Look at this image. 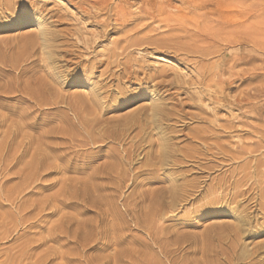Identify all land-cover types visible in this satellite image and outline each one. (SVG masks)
I'll return each mask as SVG.
<instances>
[{"label": "rangeland", "instance_id": "1", "mask_svg": "<svg viewBox=\"0 0 264 264\" xmlns=\"http://www.w3.org/2000/svg\"><path fill=\"white\" fill-rule=\"evenodd\" d=\"M127 1L130 2V5H127L128 7L124 4H128ZM146 1L123 0L122 2L120 0H111V4L112 6L115 3L124 4L131 12L136 9L138 12L146 5ZM195 1V3L199 2V0ZM202 2L205 4L204 19L192 15L190 16V22L184 24V28L188 30L190 39H202L203 37L204 44L207 43L204 46L209 45L212 50L218 49L220 52L217 55V62H220V67L210 68L211 70L204 67L205 78L200 76V64L196 65V68L193 67L194 69L192 70L194 65L188 66L184 64L180 60L182 57H174L171 52L157 53L143 47H133L130 50L131 55L129 53L127 59L124 58L123 60V57L120 58L122 62L128 61L132 71L143 70L148 73L149 71L164 69L168 75L170 74L168 79L172 83L170 85L165 84V88L162 87L158 90H160L161 102L168 103V106L173 111V115L166 121V126L169 125L167 126V131L169 130L168 137L174 151V155L170 160H178L179 164L171 168L167 164L159 165L162 149L159 146L157 130L149 128L148 118H146L149 113L146 107L150 104V100L146 96L138 99H129L132 93H137L142 89V91L146 92L147 85L144 86L142 84L139 86L133 80L124 78L121 66L117 68L115 62L107 66L103 57H100L102 61L98 59L100 53H106L109 48H113L112 41L123 37L124 29H130L127 31L130 34L133 33L134 37L155 35L156 38H167L173 35L170 27H166L164 22L157 19L145 17L142 19V16L135 18L136 12L134 11V13L132 12L133 16L126 25H129L128 28L125 26L126 28L119 31L111 30L103 39L96 37L100 35L103 27L101 26L100 28L99 25L93 22V19H87L86 15L80 13L69 0H0V108L2 107L3 109H0V117L7 118L5 120V122L8 121L6 122L7 124L11 122L12 125H15L14 121L19 124L26 123L23 130L15 131V127L13 128V138L19 137L18 140L17 138H11L12 143L10 140L11 145L14 144L15 149H5L2 152L3 158L2 156L0 158V187L3 189L0 188V196L3 195L0 197V202L2 203L0 204V264H264V251L257 250V245L264 242V212L258 208V205L264 204V0H202ZM172 5L174 7L179 6L178 8L183 7L180 0H172ZM218 5H220L224 16H218L217 11L211 10L215 6L218 7ZM35 6L42 7L47 13L46 16L48 18L44 27L48 29L51 26L48 29L52 33L51 54L46 52L41 26L36 23L37 16L32 10V7L36 8ZM8 11L11 13L9 14ZM103 18L105 17L100 16L96 20L100 22ZM113 18L114 16L108 20L110 25L108 24L107 29H112L115 26ZM54 19L56 20L55 22H53ZM133 21L136 27H134ZM147 24L149 26H146ZM31 26H34L36 30L29 32L28 30H30ZM145 26L146 29L144 28ZM177 26L181 27V25H173L171 28ZM151 28L155 30L154 33ZM121 31H123L122 34ZM94 34L95 36H93ZM84 41H86V44L88 42L91 43V45L88 43L84 46ZM71 45L75 46L72 47ZM84 47H87V54H85ZM239 48H241L242 52ZM80 49L82 50L79 51ZM157 56L165 61L160 60ZM229 57L232 58L230 59ZM85 59L97 64L94 65L96 67L93 69L94 71L92 70L91 77L92 79L94 78L100 89V91L99 89L97 90L101 92L100 100L104 97L97 106L88 102V98L93 93L92 90L86 84L79 82L82 79L80 77L84 74L81 66L90 65L89 62L85 64ZM8 61L11 62L9 63ZM137 61L140 63H137ZM111 66L113 69H111ZM137 66L138 68H136ZM139 66L142 68H139ZM9 69L11 72L8 71ZM118 77L123 79L120 78L119 81ZM185 83L186 86L184 85ZM203 83L204 86L202 85ZM178 84L181 88H179ZM40 86L41 88H38ZM202 87H205V91ZM21 89L23 90L21 91ZM116 95L117 98L115 97ZM112 96L114 99H111ZM6 98L10 100L8 101ZM70 100L71 103L73 101V105H71ZM219 104L222 105L220 106ZM31 106L33 107L30 108ZM202 108L204 109L202 110ZM4 109H7L9 113ZM18 111L20 112L19 115L17 114ZM206 112L207 114H205ZM25 113L27 114L25 115ZM5 115L8 117H5ZM133 116H135L137 121ZM212 116L216 118L213 119ZM203 118L204 120H201ZM41 119L46 121L43 122ZM208 122L212 123L209 125ZM2 129L0 126V134ZM122 130H124V133ZM28 131H30V136ZM21 134L26 135L23 136ZM193 134L196 136L195 138ZM110 135L112 139H110ZM104 136L107 140L103 138ZM1 139L0 136V142ZM13 140L18 143L16 141L13 143ZM33 140L36 142L34 143ZM104 141L105 143H101ZM122 144H124V147ZM9 146L6 148H9ZM25 147L28 148V152L30 150L29 154L25 152L26 150L24 151ZM20 148L23 149V152H21L22 150L20 151ZM54 149H57V151H54ZM15 150L20 155L16 158L17 161L19 160L17 163H21L19 165L15 164L16 160L11 158ZM17 150L22 154H19ZM36 150L37 152H35ZM7 153L10 157L6 155ZM24 153L26 154L24 155ZM132 154L135 156L132 157ZM47 155L50 156L47 157ZM59 155L60 159L58 158ZM31 156H36V158L40 156V158H35V160L39 161L36 166L31 164L29 167L28 160H30ZM110 157L111 159H109ZM21 159L22 161L24 160L25 165ZM56 161L58 162L56 163ZM68 161L71 162L69 163L70 165ZM66 163L67 165H65ZM119 164L122 167L119 168ZM9 166H13L14 169ZM34 167L36 168L33 169ZM7 169H9V173ZM58 169L59 171H57ZM251 170L253 171L251 172ZM44 171L46 172L44 173ZM102 172L105 174L103 175ZM32 174L33 181L25 184L29 181L26 178ZM42 176H45L44 179H42ZM173 180L176 183L182 181L188 187L186 188L187 191L185 193L181 192L182 195H179L178 199L172 203L169 198V191L174 185ZM222 180L223 182H221ZM227 181L230 183L228 184ZM245 182L246 184H244ZM1 183L4 184L1 185ZM33 186L34 188H32ZM38 191L43 193V195L37 193ZM234 191L244 192L245 195L244 193L238 195L239 198L236 197L234 202L230 203L229 198L232 197ZM26 194H29L27 195L28 197ZM104 194H107L106 197ZM48 195H52L55 200L52 197H48ZM217 197L220 202L214 204V199ZM22 198L28 201L26 200V202ZM49 198L52 202L48 200ZM21 199L25 202L23 203ZM109 201L113 206H111L112 204ZM13 202L17 205L15 206ZM204 202L207 205L203 204ZM35 203L39 205H37V209L35 208L36 205L34 207ZM159 203L162 207H160ZM232 205L236 206L232 207ZM154 206L156 207L155 209ZM230 209H233L239 215L242 214L241 216L244 215L243 217L246 218V222L242 226V233L237 239H234V233L231 229L236 224V220L233 218L234 215ZM149 210L153 212L150 214ZM21 211L23 212L21 213ZM58 211L60 212L59 214ZM10 212L12 213L11 215ZM155 212L157 215H155ZM100 213H103V215L101 216ZM38 217L40 218L39 222L37 221ZM18 219L19 221H16ZM43 223H45V226ZM97 225L99 226L97 227ZM37 226L41 230L44 226L47 231L45 229L42 231L37 229L36 233L35 229ZM113 227L116 228L114 229ZM23 231L26 234H23ZM31 231L34 233L33 235ZM42 232L44 233L42 234ZM47 234L48 236H46ZM52 235H55V237L53 236V241ZM62 236L63 238H61ZM114 240H120V242L118 241L117 244ZM44 241L47 242L44 243ZM38 244L41 245L40 248ZM35 247H37V250ZM47 247L51 248L48 249ZM258 253L261 256H258Z\"/></svg>", "mask_w": 264, "mask_h": 264}, {"label": "bare ground", "instance_id": "2", "mask_svg": "<svg viewBox=\"0 0 264 264\" xmlns=\"http://www.w3.org/2000/svg\"><path fill=\"white\" fill-rule=\"evenodd\" d=\"M5 1V0H4ZM10 1V0H9ZM12 1V0H11ZM70 2H72L73 3V5H74V7L77 9V10H79V12L80 13H83V14H85L86 15V18L87 19H89V18H91V20L93 19L94 21L93 22H95L97 25H99L100 26V28H101V26L103 27L102 29H101V32H100V35H97L96 37L97 38H103L104 39V37H106L107 36V33L109 32V31H111V30H122V29H124V28H128L129 27V25L128 26H126L127 25V23H128V20L133 16L132 15V12L134 13V11L136 12V17L135 18H140V16H142V19L145 17V18H148V19H157V20H160V21H162V22H164L165 23V25H166V27H170V31H172V33H173V35L171 36V37H167V38H156L155 37V35H145V36H143V37H134L133 36V33L132 34H130V33H128V31L130 30V29H124L125 30V32H124V34H123V37L121 38L120 37V39H116V40H114V41H112V44H113V48H109V50L106 52V53H100V56L98 57V59H101L102 57L104 58L103 60H105V62H106V64H107V66L110 64V63H114L115 62V64L117 65L116 67L118 68H120V66H121V68H122V71H123V75L122 76H124V78H126L127 80H133L134 81V83L136 84V85H139V86H141L142 84L144 85V86H146L147 85V89H146V92L145 91H138L137 93H132V95L131 96H129V99H138V98H141V97H144V96H146V98L147 99H149L150 100V104L148 105V107H146V109L149 111V113H148V115L146 116V118H148V122H149V128L152 130V129H156L157 130V136H158V140H159V146H160V148L162 149V154L160 155V157H159V165H164V164H167V165H169L171 168L172 167H174V166H177L178 164H179V161L178 160H173V159H171L170 160V158L171 157H173V155H174V151H173V149H172V147H171V143H170V140H169V137H168V131H167V129H168V127L167 126H169V125H167L166 126V121L167 120H169L170 119V116L171 115H173V111L171 110V108L168 106L169 104L168 103H165V102H161L162 101V98L160 97V95H159V91L160 90H158L159 88H162V87H164L165 86V84H168V85H170L172 82L168 79V77H169V75L166 73V70H162V69H159V70H157V71H153V72H145V71H141V70H134V71H132V69H131V65L129 66L128 65V61H125V62H122L121 60H120V58L121 57H123V60H124V58H126L127 59V57L129 56V53L131 52L130 50H131V48H133V47H143L144 49H149V50H153V51H155V52H159V53H164V52H171V54L173 55L174 54V57H178V58H180V57H182L180 60L181 61H183V63L184 64H186V65H188V66H192V65H194V66H192V70L194 69V68H196V65H198V64H200L201 65V69H200V72H201V75L200 76H202V77H204L205 78V74H204V67H207L206 69H210V68H217L218 66L220 67V62H217V58H218V56L217 55H219V50L217 49V50H212L211 49V46H204V45H206V44H204V39H203V37H202V39H190V36L188 35V30L186 29V28H184V24L186 23V22H190V16H192V15H194V16H199L198 18H203L204 19V2H202V0H199V2H197V3H195L196 1L195 0H180V2L182 3V5H183V7L181 6L180 8H178V7H174L173 5H172V0H160V1H156V0H147L146 2L147 3H145L146 5L141 9V11H136V10H134V11H130V10H128L126 7H125V5L127 6V5H130V2H128L127 1V3L128 4H126V3H124V4H116L115 3V5L114 6H112V4H111V0H69ZM120 1H122L123 2V0H120ZM125 1V0H124ZM141 1H143V0H141ZM145 1V0H144ZM179 1V0H178ZM198 1V0H197ZM33 2V1H32ZM31 2V3H32ZM37 2V1H36ZM118 2V1H117ZM121 2V3H122ZM134 2V1H133ZM135 2H137V0H135ZM3 3V2H2ZM6 3V2H5ZM30 3V2H29ZM132 3V2H131ZM141 3H143V2H141ZM222 3V2H221ZM232 3V2H231ZM11 4H12V2H11ZM10 4V5H11ZM25 4V3H24ZM38 4V3H37ZM43 4V3H42ZM134 4V3H133ZM132 4V5H133ZM237 4V3H236ZM3 5V4H2ZM5 5V4H4ZM7 5V4H6ZM13 5V4H12ZM15 5V4H14ZM39 5V4H38ZM37 5V6H38ZM44 5V4H43ZM135 5V4H134ZM133 5V6H134ZM142 5V4H141ZM209 5H211V4H209ZM214 5V4H213ZM238 5V4H237ZM240 5V4H239ZM31 6V5H30ZM207 6H208V4H207ZM5 7V6H4ZM7 7H8V5H7ZM36 7V6H35ZM128 7V6H127ZM230 7V6H229ZM10 8H12V7H10ZM31 8V7H30ZM136 8V7H135ZM210 8H212V7H210ZM231 8V7H230ZM14 9V8H13ZM23 9V8H22ZM134 9V8H133ZM9 10V9H8ZM32 10L34 11L33 13L34 14H36V16H37V22L36 23H38L40 26H41V29H42V33L41 34H43V37L42 38H44V47H45V49H46V52L49 54L50 53V50H51V48H52V33L48 30V29H50V27L47 29L46 27H44L45 26V21H46V19L48 18L46 15H47V13H45V10H43V8L41 7H36V8H34V7H32ZM132 10V9H131ZM212 11H217L218 12V16L219 15H222V16H224L223 14H222V12H221V8H220V5H218V7L217 6H215V7H213V9H211ZM11 11H12V9H11ZM22 11V10H21ZM4 12V11H3ZM9 12V11H8ZM50 12V11H49ZM238 12V11H237ZM11 12H9V14H10ZM4 14V13H3ZM6 14V13H5ZM214 14V13H213ZM229 14H231V12H229ZM234 14V13H233ZM12 15V14H11ZM35 16V17H36ZM49 16V15H48ZM100 16H103V17H105V18H103V20L101 21L100 20V22L99 21H97L98 19V17H100ZM114 16V18H113V20H114V25L113 24H111V25H113L114 27L112 28V29H107V27H108V20L109 19H111L112 17ZM235 16V15H234ZM4 17V16H3ZM6 17V16H5ZM31 17H33V16H31ZM51 17H52V15H51ZM111 17V18H110ZM227 17H229L228 15H227ZM53 18V17H52ZM82 18V17H81ZM221 18H224V17H221ZM248 18H249V16H248ZM8 19H9V17H8ZM97 19V20H96ZM101 19H102V17H101ZM220 19V18H219ZM230 19V18H229ZM25 20V19H24ZM31 20V19H30ZM133 20V19H132ZM136 20V19H135ZM141 20V19H140ZM213 20V19H212ZM56 20L54 19L53 20V22H55ZM58 21V20H57ZM138 21H139V19H138ZM144 21V20H143ZM148 21V20H147ZM154 21H156V20H154ZM153 21V22H154ZM242 21V20H241ZM50 22V21H49ZM62 22V21H61ZM132 22V21H131ZM35 23V24H36ZM222 23V22H221ZM95 24V25H96ZM133 24H134V27H136V25H135V23H134V21H133ZM110 25V24H109ZM159 25V24H158ZM173 25H181V27L180 26H177V27H174V28H171V26H173ZM187 25H189V24H187ZM226 25V24H225ZM224 25V26H225ZM232 25V24H231ZM126 26V27H125ZM142 26H143V22H142ZM146 26H149L148 24L146 25ZM146 26L144 27L145 29H146ZM158 27V26H157ZM189 27V26H188ZM133 28V27H132ZM140 28V27H139ZM191 28V27H190ZM163 30H165L164 28H162ZM195 29V28H194ZM36 29L34 28V26H31V28H30V30H28L29 32H32V31H35ZM123 30V31H124ZM128 30V31H127ZM132 30V29H131ZM143 30V29H142ZM151 30H152V28H151ZM150 30V31H151ZM173 30H175V32H173ZM215 30V29H214ZM230 30V29H229ZM123 31H121V34L123 33ZM138 31H140V30H138ZM137 31V32H138ZM153 31V33H154V31L155 30H152ZM53 32V31H52ZM117 32V31H116ZM137 32H136V34H137ZM141 32V31H140ZM158 32V31H157ZM229 32V31H228ZM135 33V32H134ZM145 33V32H144ZM151 33V32H150ZM166 33V32H165ZM199 33V32H198ZM235 33H236V31H235ZM72 34V33H71ZM138 34H139V32H138ZM216 34V33H215ZM223 34V33H222ZM231 34V33H230ZM160 35H162V34H160ZM251 35V34H250ZM253 35V34H252ZM72 36H74V35H72ZM93 36H95V34L93 35ZM122 36V35H121ZM154 36V37H153ZM204 36V35H203ZM255 36V35H254ZM160 37V36H159ZM225 37V36H224ZM229 37V36H228ZM21 39V38H20ZM84 39V38H83ZM93 39V38H92ZM95 40V39H94ZM100 40V39H99ZM113 40V39H112ZM16 41V40H15ZM31 41H32V39H31ZM83 41V40H82ZM87 41V40H86ZM86 41H84V46H86L87 44L85 43ZM90 41H92V40H90ZM242 41V40H241ZM240 41V42H241ZM245 41V40H244ZM18 42V41H17ZM22 42H23V39H22ZM78 43H80L79 41H77ZM94 42V41H93ZM92 42V43H93ZM236 42V41H235ZM243 42V41H242ZM25 43V42H24ZM53 43H54V41H53ZM111 43V42H110ZM245 43V42H244ZM2 44V43H1ZM20 44H21V42H20ZM76 44V43H75ZM80 44H82V43H80ZM90 45H91V43H89ZM215 44V43H214ZM6 45V44H5ZM5 45H4V47H5ZM66 45V44H65ZM222 45V44H221ZM225 45V44H224ZM3 46V45H2ZM9 46V45H8ZM13 46V45H12ZM16 46V45H15ZM54 46V45H53ZM72 46V45H71ZM75 46V45H74ZM74 46H72V47H74ZM223 46V45H222ZM236 46V45H235ZM31 47V46H30ZM39 47V46H38ZM57 47H59V46H57ZM77 47V46H76ZM81 47V46H80ZM92 47H93V45H92ZM224 47V46H223ZM237 47V46H236ZM12 48V47H11ZM36 48V47H35ZM70 48V47H69ZM91 48V47H90ZM94 48V47H93ZM3 49V48H2ZM38 49V48H37ZM84 49H85V52H86V49H87V47L85 48L84 47ZM95 49V48H94ZM108 49V48H107ZM216 49V48H215ZM225 49V48H224ZM237 49V48H236ZM240 50H241V48H239ZM243 49V48H242ZM4 50V49H3ZM6 50V49H5ZM13 50V49H12ZM75 50V49H74ZM82 49H80L79 51H81ZM227 50V49H226ZM255 50V49H254ZM8 51V50H7ZM10 51V50H9ZM15 51H16V49H15ZM14 51V52H15ZM19 51V50H18ZM88 51V50H87ZM90 51V50H89ZM137 51H139V50H137ZM228 51V50H227ZM3 52H5V51H3ZM2 52V53H3ZM39 52H40V50H39ZM75 52V51H74ZM133 52V51H132ZM150 52V51H149ZM222 52V51H221ZM241 52H242V50H241ZM19 53V52H18ZM64 53V52H63ZM72 53V52H71ZM90 53V52H89ZM93 53H94V51H93ZM144 53V52H143ZM239 53V52H238ZM247 53V52H246ZM8 54V53H7ZM51 54V53H50ZM62 54V53H61ZM60 54V55H61ZM72 54H74V53H72ZM81 54V53H80ZM79 54V55H80ZM84 54V53H83ZM85 54H87V52L85 53ZM170 54V55H171ZM249 54V53H248ZM252 54V53H251ZM6 55V54H5ZM78 55V54H77ZM94 55V54H93ZM130 55H131V53H130ZM31 56H32V53H31ZM53 56V55H52ZM51 56V57H52ZM86 56V55H85ZM90 56V55H89ZM92 56V55H91ZM217 56V57H216ZM29 57V56H28ZM73 57H74V55H73ZM72 57V58H73ZM101 57V58H100ZM157 57H159V56H157ZM77 58V57H76ZM75 58V59H76ZM230 58V57H229ZM229 58H227V59H229ZM232 58V57H231ZM230 58V59H231ZM10 59V58H9ZM49 59H51V58H49ZM83 59V58H82ZM131 59V58H130ZM129 59V60H130ZM159 59L160 60H163V61H165L164 59H162V58H160L159 57ZM166 59V58H165ZM86 60V59H85ZM113 60V61H112ZM249 60H252V59H249ZM82 61V60H81ZM101 61H102V59H101ZM139 61V60H138ZM137 61V63H140V62H138ZM168 61V60H167ZM180 61V62H181ZM240 61V60H239ZM241 61H242V59H241ZM9 62V61H8ZM11 62V61H10ZM9 62V63H10ZM71 62V61H70ZM83 62V61H82ZM81 62V63H82ZM85 62V64L87 63V62H89V61H84ZM130 62V61H129ZM206 62H208L207 64H205ZM14 63V62H13ZM74 63V62H73ZM80 63V62H79ZM97 63V62H96ZM131 63V62H130ZM169 63V62H168ZM241 63V62H240ZM26 64H28V63H26ZM71 64V63H70ZM89 66H86V65H80L82 68V70H83V72L82 73H84L83 74V76L82 77H80V78H82V79H80L79 80V82H82V83H84V84H86L87 85V87H89L90 88V90H92V95L88 98L89 100H88V102L90 103V104H93V105H95V106H97V105H99L100 104V102H101V100L104 98H102L101 100H100V97H101V95H100V93L101 92H99L100 91V89H99V87H98V84L96 83V81H94V78L92 79V77H91V73H92V70L96 67V66H94V65H97V64H94V62L93 61H91V62H89ZM173 64V63H172ZM226 64V63H225ZM21 65V64H20ZM73 65V64H72ZM75 65V64H74ZM137 65H139V64H137ZM22 66V65H21ZM28 66V65H27ZM99 66H100V64H99ZM110 66V65H109ZM141 66V65H140ZM139 66V68H142V67H140ZM165 66V65H164ZM223 66H225V65H223ZM222 66V67H223ZM2 67H4V66H2ZM9 67V66H8ZM11 67V66H10ZM112 67V66H111ZM116 67H114V68H116ZM133 67V66H132ZM194 67V68H193ZM209 67V68H208ZM228 67V66H227ZM234 67V66H233ZM27 68V67H26ZM74 68V67H73ZM109 68V67H108ZM133 68H135V67H133ZM136 68H138V66L136 67ZM3 69V68H2ZM7 69V68H6ZM12 69V68H11ZM111 69H113V67L111 68ZM205 69V70H206ZM232 69V68H231ZM22 70V69H21ZM21 70H20V72H21ZM25 70V69H24ZM23 70V71H24ZM148 70V69H147ZM146 70V71H147ZM197 70V69H196ZM207 70V71H208ZM211 70V69H210ZM224 70V69H223ZM9 72H11V70L9 69L8 70ZM94 71V70H93ZM96 71V70H95ZM114 71V70H113ZM117 71V70H116ZM115 71V72H116ZM215 71V70H214ZM226 71H228V70H226ZM8 72V73H9ZM13 72V71H12ZM16 72V71H15ZM193 72V71H192ZM200 72H199V74H200ZM209 72V71H208ZM219 72V71H218ZM21 73H23V72H21ZM94 73V72H93ZM251 73V72H250ZM2 74V73H1ZM10 74V73H9ZM117 74V73H116ZM119 74V73H118ZM206 74H207V72H206ZM249 74V73H248ZM10 75H12V74H10ZM115 75V74H114ZM224 75V74H223ZM118 76V75H117ZM120 76V75H119ZM222 76V75H221ZM238 76V75H237ZM94 77V76H93ZM97 77V76H96ZM115 78V77H114ZM120 78L121 77H118V79H119V81H120ZM171 78V77H170ZM180 78V77H179ZM182 78V77H181ZM198 78V77H197ZM208 78V77H207ZM96 79V78H95ZM104 79V78H103ZM111 79H113V77H111ZM116 79H117V77H116ZM121 79H123V78H121ZM174 79V78H173ZM184 79V78H183ZM200 79V78H199ZM14 80H15V78H14ZM106 80H107V78H106ZM172 80V79H171ZM175 80V79H174ZM192 80H194V79H192ZM202 80V79H201ZM204 80V79H203ZM224 80V79H223ZM234 80H235V78H234ZM99 81V80H98ZM118 81V82H119ZM177 81V80H176ZM199 81V80H198ZM205 81V80H204ZM207 81V80H206ZM104 82H105V80H104ZM108 82V81H107ZM123 82V81H122ZM170 82V83H169ZM187 82V81H186ZM191 82V81H190ZM212 82V81H211ZM120 83V82H119ZM225 83V82H224ZM223 83V84H224ZM100 84V83H99ZM105 84V83H104ZM123 84V83H122ZM125 84V83H124ZM130 84V83H129ZM188 84V83H187ZM193 84V83H192ZM200 84V83H199ZM232 84H233V82H232ZM185 86H186V83L184 84ZM203 86H204V83L202 84ZM215 85V84H214ZM230 85V84H229ZM105 86V85H104ZM107 86V85H106ZM119 86H120V84H119ZM121 86H123V85H121ZM178 86H179V84H178ZM208 86V85H207ZM123 87H125V86H123ZM123 87H122V89H123ZM168 87V86H167ZM166 87V88H167ZM170 87V86H169ZM173 88H174V86H172ZM187 87H189V86H187ZM217 87V86H216ZM230 87V86H229ZM24 88V87H23ZM38 88H41V86L40 87H38ZM128 88V87H127ZM149 88V89H148ZM165 88V87H164ZM179 88H181L180 86H179ZM203 89H204V91H205V87H202ZM211 88V87H210ZM17 89V88H16ZM15 89V91H17ZM31 89V88H30ZM99 89V91H97ZM121 89V90H122ZM182 89H183V87H182ZM209 89V88H208ZM214 89V88H213ZM220 89V88H219ZM225 89V88H224ZM250 89V88H249ZM23 89H21V91H22ZM28 90H29V88H28ZM131 90V89H130ZM168 90V89H167ZM170 90H172V89H170ZM117 91H120V90H117ZM127 91H129V90H127ZM132 91H134V90H132ZM131 91V92H132ZM203 91V90H202ZM250 91V90H249ZM26 92V91H25ZM104 93H105V91H103ZM122 92V91H121ZM120 92V93H121ZM124 92V91H123ZM27 93V92H26ZM32 93H33V91H32ZM104 93H102V94H104ZM112 93V92H111ZM125 93V92H124ZM127 93V92H126ZM171 93V92H170ZM174 93V92H173ZM203 93V92H202ZM18 94V93H17ZM16 94V95H17ZM35 94H36V91H35ZM110 94V93H109ZM114 94V93H113ZM112 94V95H113ZM122 94V93H121ZM168 94V93H167ZM195 94V93H194ZM220 94V93H219ZM253 94V93H252ZM20 95V94H19ZM33 95V94H32ZM170 95V94H169ZM179 95V94H178ZM198 95H199V93H198ZM15 96V95H14ZM18 96V95H17ZM22 96V95H21ZM31 96V95H30ZM33 96H35V95H33ZM33 96H32V98H33ZM76 96H78V95H76ZM110 96V95H109ZM122 96V95H121ZM163 96V95H162ZM194 96V95H193ZM251 96V95H250ZM7 97V96H6ZM29 97V96H28ZM42 97H43V95H42ZM74 97V96H73ZM86 97V96H85ZM116 98H117V95L115 96ZM178 97V96H177ZM16 98V97H15ZM40 98V97H39ZM80 98V97H79ZM172 98V97H171ZM174 98V97H173ZM199 98V97H198ZM232 98V97H231ZM4 99V98H3ZM2 99V100H3ZM7 99V98H6ZM5 99V100H6ZM34 99V98H33ZM35 99H36V97H35ZM111 99H114L113 98V96H112V98ZM164 99V98H163ZM170 99V98H169ZM186 99V98H185ZM190 99V98H189ZM219 99V98H218ZM8 100V99H7ZM10 100V99H9ZM8 100V101H9ZM30 100H32V99H30ZM73 100V99H72ZM110 100V99H109ZM122 100V99H121ZM142 100V99H141ZM145 100V99H144ZM183 100V99H182ZM204 100V99H203ZM215 100V99H214ZM225 100H226V98H225ZM27 101V100H26ZM32 101H34V100H32ZM66 101V100H65ZM76 101V100H75ZM81 101V100H80ZM116 101V100H115ZM177 101V100H176ZM212 101V100H211ZM216 101V100H215ZM27 102H29V101H27ZM107 103H108V101H106ZM171 102V101H170ZM213 102V101H212ZM37 103V102H36ZM65 103V102H64ZM70 103H71V100H70ZM72 103H73V101H72ZM71 103V105H73ZM111 103V102H110ZM187 103V102H186ZM222 103V102H221ZM235 103V102H234ZM234 103H233V105H234ZM26 104V103H25ZM78 104V103H77ZM76 104V105H77ZM112 104V103H111ZM114 104V103H113ZM145 104V103H144ZM143 104V106H145ZM148 104V103H147ZM232 104V103H231ZM237 104V103H236ZM236 104H235V106H236ZM31 105V104H30ZM35 105V104H34ZM39 105V104H38ZM66 105H68V104H66ZM84 105V104H83ZM177 105V104H176ZM184 105H186V104H184ZM220 105V104H219ZM218 105V106H219ZM222 105V104H221ZM220 105V106H221ZM26 106V105H25ZM29 106V105H28ZM94 106V107H95ZM109 106H110V104H109ZM143 106H141L142 108H143ZM223 106H224V104H223ZM222 106V107H223ZM27 107V106H26ZM33 106H31L30 108H32ZM35 107V106H34ZM71 107H73V106H71ZM91 107H93V106H91ZM140 107V108H141ZM215 107V106H214ZM222 107H220V108H222ZM258 107V106H257ZM22 108V107H21ZM20 108V109H21ZM28 109H29V107H27ZM38 108V107H37ZM69 108H70V106H69ZM181 108L183 109V107L181 106ZM0 109H2V107L0 108ZM42 109V108H41ZM73 109H75V108H73ZM82 109V108H81ZM204 108H202V110H203ZM213 109V108H212ZM215 109V108H214ZM227 109V108H226ZM255 109V108H254ZM3 110V109H2ZM5 110V109H4ZM7 110V109H6ZM5 110V111H6ZM18 110V109H17ZM16 110V111H17ZM21 110H24V109H21ZM69 110V109H68ZM72 110V109H71ZM77 110V109H76ZM86 110V109H85ZM209 110H210V107H209ZM20 111V110H19ZM18 111V115H19V113L21 112H19ZM35 111H37V109H35ZM74 111V110H73ZM141 111V110H140ZM7 112H8V110H7ZM89 112V111H88ZM9 113V112H8ZM7 113V114H8ZM12 113H15V112H12ZM27 113H31V112H27ZM27 113H25V115L27 114ZM72 113V112H71ZM83 113V112H82ZM87 113V112H86ZM104 113V112H103ZM140 113H142V112H140ZM140 113H139V116H140ZM200 113V112H199ZM203 113V112H202ZM6 114V115H7ZM11 114V113H10ZM9 114V115H10ZM22 114H23V112H22ZM38 114V113H37ZM36 114V115H37ZM40 114V113H39ZM80 114V113H79ZM178 114V113H177ZM205 114H207V112L205 113ZM212 114V113H211ZM215 114V113H214ZM213 114V115H214ZM1 115V114H0ZM5 115V117H8V116H6ZM12 115H14V114H12ZM24 115V114H23ZM22 115V116H23ZM74 115H76V114H74ZM101 115H102V110H101ZM135 115V114H134ZM138 115V114H137ZM11 116V115H10ZM129 116V115H128ZM142 116V115H141ZM207 116V115H206ZM28 117V116H27ZM75 117H77V116H75ZM134 117V119H135V116H133ZM132 117V118H133ZM138 117V116H137ZM202 117V116H201ZM213 117V119L214 118H216V117H214V116H212ZM23 118V117H22ZM84 118V117H83ZM96 118V117H95ZM141 118V117H140ZM200 118V117H199ZM25 119H28V118H25ZM24 119V120H25ZM31 119V118H30ZM45 119V118H44ZM98 119V118H97ZM104 119V118H103ZM175 119V118H174ZM179 119V118H178ZM194 119V118H193ZM192 119V120H193ZM5 120H7V118H4L3 116L2 117H0V126L3 128L2 129V131H1V134H0V136H1V142H0V158H1V156L3 155L2 154V152L5 150V149H15V147L13 146V145H11V143H12V139L11 138H13V128L15 127V131L16 130H23V128H24V126H25V124L26 123H21V124H19V123H17L16 121H14V120H12V121H14V123H15V125H12L11 124V122H10V124H7L6 122H8V121H6L5 122ZM29 120V119H28ZM32 120V119H31ZM42 120V119H41ZM82 120V119H81ZM92 120V119H91ZM105 120V119H104ZM103 120V121H104ZM107 120V119H106ZM136 120V119H135ZM201 120H204V118L203 119H201ZM206 120V119H205ZM264 120V119H263ZM33 121V120H32ZM31 121V122H32ZM40 121V120H39ZM43 122H45L44 120H42ZM67 121V120H66ZM108 121V120H107ZM134 121V120H133ZM137 121V120H136ZM142 121H143V119H142ZM179 121V120H178ZM211 121V120H210ZM214 121V120H213ZM96 122H97V120H96ZM95 122V123H96ZM129 122V121H128ZM144 122V121H143ZM147 122V123H148ZM60 123V122H59ZM119 123V122H118ZM141 123V122H140ZM146 123V124H147ZM181 123H182V121H181ZM212 123V122H211ZM210 122H208V124L210 125L211 124ZM216 123V122H215ZM214 123V124H215ZM35 124V123H34ZM38 124H40V123H38ZM43 124V123H42ZM76 124V123H75ZM74 124V125H75ZM83 124V123H82ZM85 124V123H84ZM101 124V123H100ZM133 124V123H132ZM143 124V123H142ZM172 124V123H171ZM230 124V123H229ZM68 125H71V124H68ZM135 125V124H134ZM172 125H174V124H172ZM178 125V124H177ZM95 126V125H94ZM98 126V125H97ZM120 126V125H119ZM143 126H144V124H143ZM179 126V125H178ZM178 126H175V127H178ZM180 126H183V125H180ZM218 126V125H217ZM216 126V127H217ZM228 126V125H227ZM26 127H28V126H26ZM70 127V126H69ZM118 127V126H117ZM136 127H137V125H136ZM145 127V126H144ZM223 127V126H222ZM229 127V126H228ZM32 128V127H31ZM63 128V127H62ZM61 128V129H62ZM94 128V127H93ZM97 128V127H96ZM146 128V127H145ZM204 128V127H203ZM81 129V128H80ZM85 129V128H84ZM101 129H103V128H101ZM106 129V128H105ZM127 129V128H126ZM134 129V128H133ZM223 129H225V128H223ZM118 130H119V128H118ZM131 130V129H130ZM135 130V129H134ZM142 130V129H141ZM140 130V131H141ZM147 130V129H146ZM177 130V129H176ZM185 130V129H184ZM193 130V129H192ZM192 130H191V132H192ZM31 131V130H30ZM30 131H28V134H29V132ZM32 131H33V129H32ZM41 131V130H40ZM52 131H53V129H52ZM83 131V130H82ZM121 131V130H120ZM124 130H122V132H123ZM190 131V130H189ZM199 131V130H198ZM208 131V130H207ZM227 131V130H226ZM225 131V132H226ZM247 131V130H246ZM246 131H245V133H246ZM252 131V130H251ZM251 131H250V133H251ZM84 132V131H83ZM110 132V131H109ZM131 132H132V130H131ZM142 132H143V130H142ZM149 132H150V130H149ZM194 132V131H193ZM201 132V131H200ZM231 132V131H230ZM229 132V133H230ZM19 133V132H18ZM20 133H22V132H20ZM24 133V132H23ZM33 133V132H32ZM42 133V132H41ZM47 133V132H46ZM45 133V134H46ZM54 133V132H53ZM71 133H73V132H71ZM124 133V132H123ZM203 133V132H202ZM208 133V132H207ZM206 133V134H207ZM233 133V132H232ZM249 133V132H248ZM28 134H27V138H28ZM87 134V133H86ZM100 134V133H99ZM98 134V135H99ZM110 134V133H109ZM147 134V133H146ZM178 134V133H177ZM194 134H196V133H194ZM193 134V135H194ZM227 134V133H226ZM259 134V133H258ZM21 135H26V134H21ZM47 135V134H46ZM89 135V134H88ZM87 135V136H88ZM96 135V134H95ZM103 135V134H102ZM118 135V134H117ZM116 135V136H117ZM120 135V134H119ZM126 135H128L127 133H126ZM125 134H124V136H126ZM171 135V134H170ZM186 135V134H185ZM263 135V134H262ZM22 136V137H23ZM29 136H30V134H29ZM108 136V135H107ZM141 136H142V134H141ZM180 136V135H179ZM209 136V135H208ZM229 136V135H228ZM35 137V136H34ZM45 137V136H44ZM71 137H72V135H71ZM110 137H111V135H110ZM114 137V136H113ZM140 137V136H139ZM138 137V138H139ZM154 137V136H153ZM174 137H176L175 135H174ZM194 138L196 137L195 135L193 136ZM198 137H199V135H198ZM261 137V136H260ZM15 138V137H14ZM13 138V139H14ZM17 138V140L19 139V137H16ZM15 138V139H16ZM47 138V137H46ZM88 138H90V137H88ZM104 139L106 138L105 136L103 137ZM108 138V137H107ZM117 138H119V137H117ZM123 138V137H122ZM190 138V137H189ZM209 138V137H208ZM216 138V137H215ZM25 139V138H24ZM36 139V138H35ZM37 139H39V138H37ZM49 139V138H48ZM47 139V140H48ZM92 139V138H91ZM90 139V140H91ZM110 139H112V137L110 138ZM115 139V138H114ZM127 139V138H126ZM204 139H205V136H204ZM261 139V138H260ZM10 140H11V143H10ZM43 140V139H42ZM101 140H102V138H101ZM105 140H107V139H105ZM16 140H13V143L15 142ZM28 141V140H27ZM116 141H119V140H116ZM122 141V140H121ZM134 141H136V140H134ZM141 141V140H140ZM17 142V141H16ZM24 142H26V141H24ZM30 142V141H29ZM33 142L35 143L36 141H34L33 140ZM90 142V141H89ZM114 142V141H113ZM124 142V141H123ZM142 142V141H141ZM199 142V141H198ZM18 143V142H17ZM43 143V142H42ZM101 143H105V141L104 142H101ZM107 143V142H106ZM120 143V142H119ZM122 143V142H121ZM195 143H196V141H195ZM20 144V143H19ZM33 144V143H32ZM31 144V145H32ZM46 144V143H45ZM91 144H92V142H91ZM118 144V143H117ZM127 144V143H126ZM125 144V145H126ZM190 144V143H189ZM188 144V145H189ZM10 145V146H9ZM28 145H30V144H28ZM27 145V146H28ZM30 145V146H31ZM36 145V144H35ZM120 146H121V144H119ZM118 145V146H119ZM123 145V147H124V144H122ZM153 145H154V143H153ZM191 145V144H190ZM7 146H9V148H6ZM20 146V145H19ZM19 146H17L18 148H19ZM24 146H25V144H24ZM26 146V147H27ZM33 146V145H32ZM47 146H48V144H47ZM52 146V145H51ZM144 146V145H143ZM150 146V145H149ZM24 148V151L25 152H28V148ZM44 147V146H43ZM57 147V146H56ZM108 147V146H107ZM117 147V146H116ZM122 147V146H121ZM140 147V146H139ZM243 147V146H242ZM42 148V147H41ZM48 148H49V146H48ZM48 148H47V150H48ZM97 148V147H96ZM34 149V148H33ZM46 149V148H45ZM110 149V148H109ZM185 149V148H184ZM191 149V148H190ZM246 149V148H245ZM22 150V151H21ZM39 150V149H38ZM41 151H42V149H40ZM108 150V149H107ZM113 150V149H112ZM118 150V149H117ZM121 150V149H120ZM142 150V149H141ZM192 150H195V149H192ZM191 150V151H192ZM18 151V150H17ZM20 151L21 152H23V149H21L20 148ZM20 151H18L19 152V154H22V153H20ZM40 151V152H41ZM44 151V150H43ZM54 151H57V149L55 150L54 149ZM125 151V150H124ZM140 151V150H139ZM151 151V150H150ZM191 151H189V152H191ZM200 151V150H199ZM235 151V150H234ZM244 151H246V150H244ZM29 152H30V150H29ZM29 152H28V154H29ZM35 152H37V150L35 151ZM110 152V151H109ZM187 152V151H186ZM247 152V151H246ZM12 153V152H11ZM46 153V152H45ZM58 153V152H57ZM122 153V152H121ZM243 153V152H242ZM10 154V153H9ZM26 153H24V155H25ZM27 154V155H28ZM41 154V153H40ZM52 154V153H51ZM75 154V153H74ZM108 154V153H107ZM114 155H115V153H113ZM127 154H128V152H127ZM143 154H144V151H143ZM184 154V153H183ZM249 154V153H248ZM8 157H10L9 155H8V153L6 154ZM23 155V156H24ZM31 155V154H30ZM29 155V156H30ZM126 155V154H125ZM133 155V154H132ZM137 155V154H136ZM156 155V154H155ZM181 155V154H180ZM17 156H20V155H18V153L16 152V150L14 151V153H13V155L11 156V158H12V160H16V163L15 164H17V165H19V164H21V163H17L18 161H17ZM22 156V157H23ZM50 156V155H49ZM48 155H47V157H49ZM53 156V155H52ZM51 156V157H52ZM111 156V155H110ZM135 155H133L132 157H134ZM138 156V155H137ZM200 156V155H199ZM232 156V155H231ZM245 156V155H244ZM24 157H26V156H24ZM28 157V156H27ZM39 158H40V156H38ZM37 157V158H38ZM46 157V156H45ZM73 157V156H72ZM86 157V156H85ZM105 157H107L106 155H105ZM109 157V156H108ZM155 157V156H154ZM2 158H3V156H2ZM35 158H36V156L34 157V156H31L30 157V160H28L29 161V167H30V165L32 164L33 166H36L38 163H39V161L38 160H35ZM36 158V159H37ZM59 159H60V155H59V157H58ZM113 158V157H112ZM127 158V157H126ZM232 158V157H231ZM43 159V158H42ZM52 159V158H51ZM58 159V160H59ZM109 159H111V157L109 158ZM141 159V158H140ZM145 159V158H144ZM192 159V158H191ZM245 159H247V158H245ZM3 160V159H2ZM10 160V159H9ZM118 160V159H117ZM120 160V159H119ZM21 161H22V159H21ZM24 161V160H23ZM22 161V162H23ZM27 161V160H26ZM28 161H27V163H28ZM44 161H46V160H44ZM62 161V160H61ZM60 161V162H61ZM69 161H71V160H69ZM68 161V164L69 163H71V162H69ZM196 161V160H195ZM3 162V161H2ZM12 162V161H11ZM58 161H56V163H57ZM115 162V161H114ZM120 162V161H119ZM124 162V161H123ZM25 162H23V164H24ZM55 163V164H56ZM63 163V162H62ZM104 163V162H103ZM252 163V162H251ZM4 164V163H3ZM2 164V165H3ZM12 164H14L13 162H12ZM14 164V165H15ZM111 164V163H110ZM120 164H121V162H120ZM119 164V165H120ZM245 164V163H244ZM9 165V164H8ZM8 165H7V167H8ZM25 165V164H24ZM42 165H46V164H42ZM62 165V164H61ZM65 165H67V163L65 164ZM70 165V164H69ZM106 165V164H105ZM145 165V164H144ZM156 165V164H155ZM225 165V164H224ZM4 166V165H3ZM20 166H22V165H20ZM41 166V165H40ZM123 166H125V165H123ZM142 166V165H141ZM252 167H253V165H251ZM10 167V166H9ZM12 168H13V166H11ZM10 167V168H11ZM15 167V166H14ZM42 167V166H41ZM59 167H60V165H59ZM62 167V166H61ZM63 167H64V165H63ZM117 167V166H116ZM120 167H122L121 165L119 166V168ZM129 167V166H128ZM148 167V166H147ZM183 167H184V165H183ZM251 167V168H252ZM26 168V167H25ZM36 167H34L33 169H35ZM48 168V167H47ZM54 168V167H53ZM110 168V167H109ZM127 168V167H126ZM125 168V169H126ZM143 168V167H142ZM152 168V167H151ZM164 168V167H163ZM162 168V169H163ZM14 169V168H13ZM12 169V170H13ZM16 169V168H15ZM52 169V168H51ZM56 169H57V167H56ZM55 169V170H56ZM67 169V168H66ZM141 169V168H140ZM139 169V170H140ZM149 169V168H148ZM153 169V168H152ZM154 169H155V167H154ZM168 169V168H167ZM4 170V169H3ZM6 170V169H5ZM8 170V173H9V169H7ZM65 170V169H64ZM119 170V169H118ZM138 170V171H139ZM144 170V169H143ZM169 170V169H168ZM201 170V169H200ZM11 171V170H10ZM57 171H59V169L57 170ZM56 171V172H57ZM71 171V170H70ZM126 171V170H125ZM124 171V172H125ZM146 171V170H145ZM144 171V172H145ZM148 171V170H147ZM163 171H165V170H163ZM253 170H251V172H252ZM15 172V171H14ZM13 172V173H14ZM30 172H32V171H30ZM46 171H44V173H45ZM122 172V171H121ZM134 172H136L135 170H134ZM133 172V173H134ZM150 172H151V170H150ZM7 173V172H6ZM38 174H39V172H37ZM42 173V172H41ZM58 173V172H57ZM60 173V172H59ZM66 173V172H65ZM107 173V172H106ZM137 173V172H136ZM135 173V174H136ZM141 173V172H140ZM149 173V172H148ZM152 173V172H151ZM4 174V173H3ZM38 174H37V176H38ZM48 174V173H47ZM102 174H103V172H102ZM101 174V175H102ZM105 174V173H104ZM103 174V175H104ZM114 174V173H113ZM118 174H120V173H118ZM123 174V173H122ZM127 174V173H126ZM130 174V173H129ZM134 174V175H135ZM146 174V173H145ZM163 174V173H162ZM182 174V173H181ZM225 174V173H224ZM228 174V173H227ZM242 174V173H241ZM6 175V174H5ZM9 175V174H8ZM20 175V174H19ZM100 175V176H101ZM138 175V174H137ZM154 175V174H153ZM158 175V174H157ZM160 175V174H159ZM177 175V174H176ZM226 175V174H225ZM238 175V174H237ZM248 175V174H247ZM18 176V175H17ZM29 176V175H28ZM35 176H36V172H35ZM46 176V175H45ZM44 176V177H45ZM112 176H114V175H112ZM161 176V175H160ZM209 176V175H208ZM223 176V175H222ZM227 176V175H226ZM242 176V175H241ZM44 177L42 176V179H44ZM48 177V176H47ZM46 177V179H48ZM51 177V176H50ZM49 177V178H50ZM106 177V176H105ZM132 177H134V176H132ZM229 177V176H228ZM1 178V177H0ZM40 178H41V176H40ZM63 178H65V177H63ZM87 178V177H86ZM88 178H89V176H88ZM88 178H87V180H88ZM111 178V177H110ZM115 178V177H114ZM27 180H29V181H27L25 184H28L30 181L32 182L33 181V174L32 175H30V177H28V178H26ZM93 179V178H92ZM95 179V178H94ZM103 179H104V177H103ZM107 179V178H106ZM117 179H118V177H117ZM156 179V178H155ZM216 179V178H215ZM243 179V178H242ZM22 180V179H21ZM36 180V179H35ZM66 180H67V178H66ZM119 180H120V178H119ZM236 180V179H235ZM241 180V179H240ZM239 180V181H240ZM256 180V179H255ZM57 181V180H56ZM110 181V180H109ZM115 181H117L116 179H115ZM114 181V182H115ZM131 181V180H130ZM132 181H133V179H132ZM164 181V180H163ZM225 181V180H224ZM244 181V180H243ZM253 181V180H252ZM46 182V181H45ZM58 182V181H57ZM90 182V181H89ZM113 182V181H112ZM120 182H122V181H120ZM173 183H174V185L172 186V188L170 189V194H169V198H170V201L173 203V202H175L177 199H178V197H179V195L181 196L182 194H181V192H186L187 191V187H188V185L186 184V183H183L182 181H180L179 183L177 182L176 183V181H172ZM221 182H223V180L221 181ZM240 182H242V181H240ZM40 183V182H39ZM56 183V182H55ZM64 183V182H63ZM124 183V182H123ZM126 183V182H125ZM212 183V182H211ZM226 183V182H225ZM227 183H228V181H227ZM230 183V182H229ZM228 183V184H229ZM4 183H1V185H3ZM34 184H37V183H34ZM43 184V183H42ZM49 184V183H48ZM47 184V185H48ZM54 184V183H53ZM58 184V183H57ZM239 184V183H238ZM244 184H246V182L244 183ZM51 185V184H50ZM67 185V184H66ZM221 185H222V183H221ZM256 185V184H255ZM255 185H254V188H255ZM259 185V184H258ZM35 186V185H34ZM34 186L32 187V188H34ZM37 186V185H36ZM116 186V185H115ZM38 187V186H37ZM202 187V186H201ZM238 187V186H237ZM261 187V186H260ZM1 188V187H0ZM31 188V189H32ZM40 188V187H39ZM52 188V187H51ZM200 188V187H199ZM221 188V187H220ZM230 188V187H229ZM257 188V187H256ZM2 189V188H1ZM30 189V190H31ZM46 189V188H45ZM50 189V188H49ZM162 189V188H161ZM236 189V188H235ZM235 189H233V190H235ZM237 189H239V188H237ZM245 189V188H244ZM252 189H253V187H252ZM258 189V188H257ZM260 189V188H259ZM263 189V188H262ZM261 189V190H262ZM3 190V189H2ZM29 190V191H30ZM32 190H35V189H32ZM40 190V189H39ZM118 190V189H117ZM233 190H231L232 192H233ZM243 190V189H242ZM7 191V190H6ZM36 191V190H35ZM120 191V190H119ZM159 191V190H158ZM257 191H259V190H257ZM264 191V190H263ZM16 192V191H15ZM34 192V191H33ZM42 192V191H41ZM160 192V191H159ZM180 192V193H179ZM255 192V191H254ZM260 192V191H259ZM9 193V192H8ZM14 193V192H13ZM26 193V192H25ZM37 193H40V191H38ZM53 193V192H52ZM51 193V194H52ZM157 193V192H156ZM242 193H244V192H239V191H234V193L232 194V197H230L229 198V200H230V203H232V202H234V199L236 198V197H238V195H241ZM7 194V193H6ZM40 194H42L43 195V193H40ZM209 194V193H208ZM220 194V193H219ZM260 194V193H259ZM10 195V194H9ZM20 195V194H19ZM25 195V194H24ZM24 195H22V196H24ZM27 195H29V194H26V196ZM35 195H37V194H35ZM42 195H41V198H42ZM105 195V194H104ZM107 195V194H106ZM106 195H105V197H106ZM160 195H161V193H160ZM210 195V194H209ZM221 195V194H220ZM244 195H245V193H244ZM3 195H1L0 197H2ZM21 196V195H20ZM33 196V195H32ZM67 196V195H66ZM158 196V195H157ZM186 196H188V195H186ZM185 196V197H186ZM199 196H200V194H199ZM202 196V195H201ZM263 196V195H262ZM28 197V196H27ZM40 197V196H39ZM48 197H52V195L50 196V195H48ZM203 197V196H202ZM250 197H251V194H250ZM258 197V196H257ZM9 198H11L10 196H9ZM21 198V197H20ZM30 198V197H29ZM34 198H35V196H34ZM53 199H54V197H52ZM51 198V199H52ZM109 198V197H108ZM152 198V197H151ZM155 198V197H154ZM239 198V197H238ZM247 198H249V197H247ZM262 198V197H261ZM6 199V198H5ZM17 199H19V197H17ZM22 199H24V198H22ZM21 199V201L23 202V200ZM31 199V198H30ZM29 199V200H30ZM36 199V198H35ZM52 199V200H53ZM111 199V198H110ZM160 199H162V198H160ZM167 199V198H166ZM190 199V198H189ZM198 199V198H197ZM10 200V199H9ZM16 200V199H15ZM25 200V199H24ZM27 200V199H26ZM25 200V201H26ZM50 202H52L51 200H50V198L48 199ZM55 200V199H54ZM156 200H157V198H156ZM164 200V199H163ZM200 200V199H199ZM17 201V200H16ZM20 201V202H21ZM24 201V202H25ZM28 201V200H27ZM26 201V202H27ZM104 201V200H103ZM158 201V200H157ZM157 201H156V203H157ZM165 201V200H164ZM169 201V202H170ZM192 201V200H191ZM203 201V200H202ZM201 201V202H202ZM236 201V200H235ZM240 201H241V199H240ZM244 201V200H243ZM261 201V200H260ZM6 202H7V200H6ZM12 202V201H11ZM10 202V203H11ZM19 202V203H20ZM23 202V203H24ZM43 202V201H42ZM50 202H47V203H49V204H51ZM61 202H62V200H61ZM110 202V201H109ZM162 202V201H161ZM211 202V201H210ZM209 202V203H210ZM213 202V201H212ZM220 201H219V199H218V197L216 198V199H214V204L215 203H219ZM256 202V201H255ZM262 202H263V200H262ZM14 204H15V202H13ZM17 203V202H16ZM34 203V202H33ZM44 203V202H43ZM65 203V202H64ZM68 203V202H67ZM111 203V202H110ZM191 203V202H190ZM194 203V202H193ZM195 203H196V200H195ZM206 202H204L203 204H205ZM225 203V202H224ZM224 203H222V204H224ZM237 203V202H236ZM253 203V202H252ZM257 203H260V202H257ZM0 204H2L1 202H0ZM12 204V203H11ZM22 204V203H21ZM28 204V203H27ZM45 204V203H44ZM112 204V203H111ZM152 204H153V202H152ZM160 204V203H159ZM179 204V203H178ZM185 204V203H184ZM188 204V203H187ZM201 204V203H200ZM213 204V203H212ZM256 204V203H255ZM17 204H15V206H16ZM35 205H36V207H35ZM37 205L38 204H34V207L37 209ZM64 205V204H63ZM108 205H109V203H108ZM158 205V204H157ZM177 205V204H176ZM183 205V204H182ZM192 205V204H191ZM205 205H207V204H205ZM208 205H210V204H208ZM228 205H229V203H228ZM15 206H13V207H15ZM39 206V205H38ZM111 206H113V204L111 205ZM153 206V205H152ZM186 206V205H185ZM234 205H232V207H233ZM236 206V205H235ZM234 206V207H235ZM240 206V205H239ZM12 207V208H13ZM56 207V206H55ZM160 207H162V205L160 204ZM167 207V206H166ZM48 208V207H47ZM58 208V207H57ZM57 208H55V209H57ZM61 208H62V206H61ZM156 207L154 206V209H155ZM182 208V207H181ZM208 208V207H207ZM237 208H239V207H237ZM255 208H257V207H255ZM258 208H260V210H262L263 212H264V204H260V205H258ZM17 209H18V207H17ZM59 209H60V207H59ZM59 209H57V210H59ZM216 209V208H215ZM16 210V209H15ZM19 210V209H18ZM17 210V211H18ZM35 210V209H34ZM49 210V209H48ZM56 210V211H57ZM180 210V209H179ZM231 210V209H230ZM35 211H37V210H35ZM60 211V210H59ZM58 211V214L60 213ZM202 211V210H201ZM213 211H215V210H213ZM238 211V210H237ZM23 211H21V213H22ZM30 212V211H29ZM31 212H32V210H31ZM43 212V211H42ZM114 212V211H113ZM149 212H150V214L153 212L152 210L150 211L149 210ZM157 212V211H156ZM156 212H155V215H157L156 214ZM211 212V211H210ZM231 212H232V214L235 216H233V218H235V222H236V224H234V226L233 227H231V229H232V231H233V233H234V239H237V237L242 233V226H243V224H245V222H246V218H244L243 216H241V215H239L236 211L234 212V210L232 209L231 210ZM241 212V211H240ZM18 213H19V211H18ZM32 213H34V212H32ZM38 213V212H37ZM115 213V212H114ZM12 213L10 212V215H11ZM26 214V213H25ZM31 214V213H30ZM56 214V213H55ZM58 214H56V215H58ZM101 214V216L103 215V213H100ZM100 214H99V216H100ZM17 216V215H16ZM26 216V215H25ZM31 216V215H30ZM41 217V216H40ZM47 217V216H46ZM18 218V217H17ZM26 218V217H25ZM30 218V217H29ZM35 218V217H34ZM37 218V217H36ZM156 218V217H155ZM1 219V218H0ZM24 219V218H23ZM40 218L38 217V219H37V221L39 220ZM43 219V218H42ZM99 219H101V218H99ZM6 220V219H5ZM8 220V219H7ZM20 220H21V218H20ZM25 220V219H24ZM47 220V219H46ZM45 220V221H46ZM118 220V219H117ZM148 220V219H147ZM151 220V219H150ZM16 221H19V219L18 220H16ZM49 221H50V219H49ZM156 221V220H155ZM154 221V222H155ZM25 222V221H24ZM39 222V221H38ZM56 222H57V220H56ZM148 222H149V220H148ZM6 223V222H5ZM17 223H19V222H17ZM46 223V222H45ZM45 223H43L44 224V226H45ZM49 223V222H48ZM52 224H55V223H53V222H51ZM121 223H122V221H121ZM27 224V223H26ZM28 224H29V222H28ZM34 224H35V221H34ZM38 224V223H37ZM40 224H41V221H40ZM21 225V224H20ZM56 225V224H55ZM118 225V224H117ZM233 225V224H232ZM44 226H43V229H45V231H47V228L45 227L44 228ZM48 226V225H47ZM63 226H65V225H63ZM99 225H97V227H98ZM110 226V225H109ZM109 226H108V228H109ZM114 226V225H113ZM21 227V226H20ZM32 227V226H31ZM116 227H118V226H116ZM116 227H113L114 229L116 228ZM123 227V226H122ZM14 228H16V227H14ZM22 228V227H21ZM29 228V227H28ZM18 229V228H17ZM24 229H25V225H24ZM26 229H27V227H26ZM35 229V228H34ZM37 229H38V226H37V228L35 229L36 231V233H37ZM42 229V230H43ZM54 229V228H53ZM117 229H119V228H117ZM116 229V230H117ZM121 229V228H120ZM39 231H42L40 228L38 229ZM55 230V229H54ZM57 230V229H56ZM29 231V230H28ZM34 231V230H33ZM68 231V230H67ZM117 231H119V230H117ZM24 233L23 234H26L25 233V231H23ZM30 232V231H29ZM28 232V233H29ZM32 232V231H31ZM64 232V231H63ZM39 233V232H38ZM41 233V232H40ZM44 232H42V234H43ZM55 233V232H54ZM53 233V234H54ZM68 233V232H67ZM97 233V232H96ZM117 233V232H116ZM22 234V233H21ZM22 234V235H23ZM32 235L34 234L33 232L31 233ZM45 234H46V232H45ZM63 234V233H62ZM61 234V235H62ZM119 234V233H118ZM231 234V233H230ZM21 235V236H22ZM32 235H31V237H32ZM37 235V234H36ZM60 235V234H59ZM117 235V234H116ZM120 235V234H119ZM122 235V234H121ZM25 236V235H24ZM39 236H40V234H39ZM44 236V235H43ZM46 236H48V234L46 235ZM45 236V237H46ZM53 236L55 237V235H52V241H53ZM58 236V235H57ZM20 237V236H19ZM26 237V236H25ZM34 237V236H33ZM115 237V236H114ZM232 237V236H231ZM18 238V237H17ZM22 238H23V236H22ZM30 238V237H29ZM40 238V237H39ZM43 238V237H42ZM61 238H63V236L61 237ZM117 238V237H116ZM119 238V237H118ZM20 239V238H19ZM32 239V238H31ZM47 239H49V237H47ZM112 239V238H111ZM39 240V239H38ZM41 240V239H40ZM43 240H44V238H43ZM51 240V239H50ZM55 240V239H54ZM60 240V239H59ZM59 240H56V241H59ZM231 240V239H230ZM30 241V240H29ZM34 241V240H33ZM52 241H50V242H52ZM116 240H114V242H115ZM119 242H120V240H118ZM118 241H116V243L118 242ZM38 242V241H37ZM41 242H43V241H41ZM45 242H47V241H44V243ZM156 242V241H155ZM54 243V242H53ZM158 243V242H157ZM39 244H41V243H39ZM38 244V247L40 248V246L41 245H39ZM118 244V243H117ZM116 244V245H117ZM43 245H45V244H43ZM60 245V244H59ZM33 246V245H32ZM233 246V245H232ZM235 246V245H234ZM256 247V246H255ZM254 247V248H255ZM32 248H34V247H32ZM36 248V250H37V247H35ZM38 248V249H39ZM48 249H50L49 247H47ZM251 249V248H250ZM30 250H31V247H30ZM32 250H35V249H32ZM257 250H263L264 251V242H262V243H260V244H258L257 245ZM163 251V250H162ZM29 252H31V251H29ZM51 252H53V251H51ZM28 253V252H27ZM32 253V252H31ZM54 253H55V251H54ZM260 253V252H259ZM259 253H258V256H261V255H259ZM262 253V252H261ZM34 254V253H33ZM25 255V254H24ZM29 255H30V253H29ZM50 255H51V253H50ZM49 255V256H50ZM55 255H56V253H55ZM263 255V254H262ZM256 256V255H255ZM26 257V256H25ZM24 257V258H25ZM23 258V259H24ZM28 258V257H27ZM30 258H31V256H30ZM253 258V257H252ZM20 259H22V258H20ZM32 259V258H31ZM51 259V258H50ZM258 264V263H257Z\"/></svg>", "mask_w": 264, "mask_h": 264}]
</instances>
